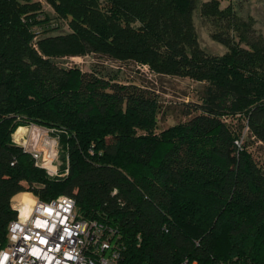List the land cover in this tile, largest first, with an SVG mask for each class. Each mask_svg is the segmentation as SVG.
Returning <instances> with one entry per match:
<instances>
[{
	"label": "trees",
	"instance_id": "trees-1",
	"mask_svg": "<svg viewBox=\"0 0 264 264\" xmlns=\"http://www.w3.org/2000/svg\"><path fill=\"white\" fill-rule=\"evenodd\" d=\"M44 1L53 15L40 0H0V248L13 196L29 191L72 196L81 217L112 230L118 264H264V164L250 147L264 145V38L221 0L202 13L226 23L213 34L223 54L199 46L196 0ZM85 54L190 78L195 98L158 129L153 83L57 61ZM30 124L57 137L63 175L14 141Z\"/></svg>",
	"mask_w": 264,
	"mask_h": 264
},
{
	"label": "built area",
	"instance_id": "built-area-1",
	"mask_svg": "<svg viewBox=\"0 0 264 264\" xmlns=\"http://www.w3.org/2000/svg\"><path fill=\"white\" fill-rule=\"evenodd\" d=\"M24 127L28 133L15 132L14 141L30 152L35 164L51 175L67 172L57 163V137L39 125ZM29 198L13 203L17 214L8 223L0 264H118L120 249L112 230L107 233L96 220L81 217L72 196Z\"/></svg>",
	"mask_w": 264,
	"mask_h": 264
},
{
	"label": "rangeland",
	"instance_id": "rangeland-1",
	"mask_svg": "<svg viewBox=\"0 0 264 264\" xmlns=\"http://www.w3.org/2000/svg\"><path fill=\"white\" fill-rule=\"evenodd\" d=\"M42 7L50 14L53 15V9L44 1L40 0ZM208 0H196V7L193 10L192 17L195 30L197 33V40L200 47L205 49L210 54H223L228 50V47L216 40L213 37L214 33L224 32L226 29V23L218 18L211 17L202 13V5ZM230 5L235 16L240 21H244L249 24L256 34L264 38V0H221L220 6L225 7ZM235 22V25L231 26L229 32L235 37L241 32L242 25ZM59 29L56 31H66L67 27L63 21H59ZM57 61L62 66H79L82 70H88L92 68L93 64L108 65L113 69L120 67L122 75L124 77H130L136 81L147 83L150 81L153 83L159 91V98L162 104L161 112L158 115V129L167 127L168 125L174 124L180 121L182 118L179 108L181 102L195 98V92L197 83L190 78H182L178 76H163L162 78L156 77L153 74L148 75L154 82L147 77L148 68L142 67L141 70L144 72L142 75H136L134 72V65L132 63H123L120 65L118 62H110L107 57L97 56L95 54L75 55L59 57ZM101 63V64H100ZM137 77V78H136ZM147 81V82H145ZM24 130V131H23ZM24 135L28 133L26 128H22ZM22 133V134H23ZM38 142L41 139L37 140ZM254 156L257 160L264 164V145L260 142H255L250 145ZM59 155V154H58ZM59 156L57 157L58 166L65 165V161H60ZM32 194L29 191L19 192L13 196V203L21 197H25L26 200H30Z\"/></svg>",
	"mask_w": 264,
	"mask_h": 264
},
{
	"label": "crops",
	"instance_id": "crops-1",
	"mask_svg": "<svg viewBox=\"0 0 264 264\" xmlns=\"http://www.w3.org/2000/svg\"><path fill=\"white\" fill-rule=\"evenodd\" d=\"M21 127H22V128H25L24 126H21ZM21 127H19V129L16 131V134H19V133L21 134V133H23L24 130L22 131V128H21ZM15 195H17V194H15ZM15 195H14V196H15Z\"/></svg>",
	"mask_w": 264,
	"mask_h": 264
}]
</instances>
